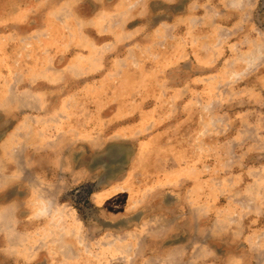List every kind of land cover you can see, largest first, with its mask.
<instances>
[{"label":"rangeland","instance_id":"obj_1","mask_svg":"<svg viewBox=\"0 0 264 264\" xmlns=\"http://www.w3.org/2000/svg\"><path fill=\"white\" fill-rule=\"evenodd\" d=\"M0 264H264V0H0Z\"/></svg>","mask_w":264,"mask_h":264}]
</instances>
